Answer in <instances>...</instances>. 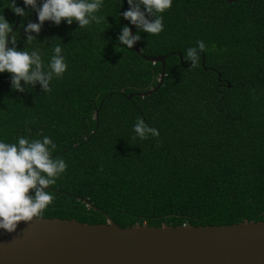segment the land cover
Here are the masks:
<instances>
[{"label":"trees","instance_id":"obj_1","mask_svg":"<svg viewBox=\"0 0 264 264\" xmlns=\"http://www.w3.org/2000/svg\"><path fill=\"white\" fill-rule=\"evenodd\" d=\"M12 3L0 0L10 25ZM20 8L28 15L12 31L22 51L21 22L38 18L23 0ZM128 9L127 0H103L100 24L46 21L29 33L36 42L26 47L45 65L62 44L67 69L51 92L23 81L27 90L13 91L10 75L0 74V141L48 136L53 157L68 165L46 189L54 201L43 217L119 227L264 221V0H172L164 30L140 31L135 43L141 55H165L160 85L142 97L135 93L154 87L159 63L119 44ZM198 40L206 49L191 69L184 57ZM138 117L159 137L132 141Z\"/></svg>","mask_w":264,"mask_h":264},{"label":"clouds","instance_id":"obj_2","mask_svg":"<svg viewBox=\"0 0 264 264\" xmlns=\"http://www.w3.org/2000/svg\"><path fill=\"white\" fill-rule=\"evenodd\" d=\"M23 3L37 12L38 23L30 22L24 27L21 22L20 26L28 34L25 48L21 51L15 46L17 33H13L12 25L0 14V74L10 75L13 91L25 92L27 88L21 86L23 81L25 86L39 84L47 94L52 91L51 81L62 78L67 69L62 44L54 47V54L45 65L39 50L29 51L26 47L36 42L35 36L29 33L39 34L46 21L55 25L62 21L71 25L75 21L79 30L92 23L100 24L106 20V17L96 15L103 7V0H43L39 8L37 0H23ZM127 3L129 9L123 13V18L138 32L133 35L125 26L118 42L131 49L140 40V31L156 36L164 30L162 14L171 8L172 0H127ZM8 7L17 16L28 15L24 9L15 6L14 0ZM10 33L12 47H8ZM205 49L206 44L200 40L196 41V46L187 49L184 60L191 62V69L199 67L200 53ZM133 132L132 141H145L160 135L156 128L148 126L140 117L134 124ZM55 151L56 144L48 136L36 140L20 137L17 143L0 141V229L13 233L19 223L27 225L34 219H41L53 203L54 195L46 189L55 185L68 167L62 157H53Z\"/></svg>","mask_w":264,"mask_h":264},{"label":"water","instance_id":"obj_3","mask_svg":"<svg viewBox=\"0 0 264 264\" xmlns=\"http://www.w3.org/2000/svg\"><path fill=\"white\" fill-rule=\"evenodd\" d=\"M17 22L15 15L12 28ZM132 26L128 22L131 33ZM131 49L142 60L159 63L154 87L135 93L142 97L160 85L165 55H141L135 44ZM0 264H264V221L119 227L109 219L42 217L19 223L13 233L0 229Z\"/></svg>","mask_w":264,"mask_h":264}]
</instances>
